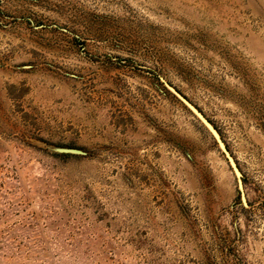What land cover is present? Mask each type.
<instances>
[{
    "label": "rangeland",
    "instance_id": "374dc122",
    "mask_svg": "<svg viewBox=\"0 0 264 264\" xmlns=\"http://www.w3.org/2000/svg\"><path fill=\"white\" fill-rule=\"evenodd\" d=\"M0 264H264V0H0Z\"/></svg>",
    "mask_w": 264,
    "mask_h": 264
},
{
    "label": "water",
    "instance_id": "95a60500",
    "mask_svg": "<svg viewBox=\"0 0 264 264\" xmlns=\"http://www.w3.org/2000/svg\"><path fill=\"white\" fill-rule=\"evenodd\" d=\"M160 80L164 83V85L197 117V119L203 124V126L208 130V132L214 138L217 146L220 151L228 161L235 177L237 179L238 189L240 192L241 200L244 205H248L246 194L244 191V182H243V174L238 166L237 161L229 151L226 143L222 139L219 131L216 127L211 123V121L193 104L191 103L184 95H182L176 88L170 85L164 77L160 76Z\"/></svg>",
    "mask_w": 264,
    "mask_h": 264
}]
</instances>
